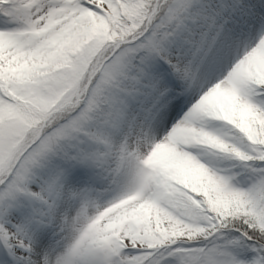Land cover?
<instances>
[{"label": "snow or ice", "instance_id": "1", "mask_svg": "<svg viewBox=\"0 0 264 264\" xmlns=\"http://www.w3.org/2000/svg\"><path fill=\"white\" fill-rule=\"evenodd\" d=\"M0 264H264V0H0Z\"/></svg>", "mask_w": 264, "mask_h": 264}]
</instances>
